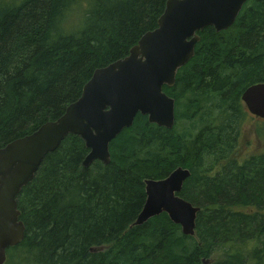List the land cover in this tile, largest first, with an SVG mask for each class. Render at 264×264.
Listing matches in <instances>:
<instances>
[{
	"label": "trees",
	"instance_id": "trees-1",
	"mask_svg": "<svg viewBox=\"0 0 264 264\" xmlns=\"http://www.w3.org/2000/svg\"><path fill=\"white\" fill-rule=\"evenodd\" d=\"M166 1L0 0V148L61 117L94 70L157 28ZM76 9L80 27L61 34L58 19ZM197 34L194 56L163 87L175 126L138 114L110 142L109 164L87 168L83 140L67 135L16 197L24 237L4 264H264V152L236 156L240 96L264 83V0H247L227 30ZM178 167L190 173L178 195L200 208L194 235L165 213L132 226L144 181Z\"/></svg>",
	"mask_w": 264,
	"mask_h": 264
},
{
	"label": "water",
	"instance_id": "water-1",
	"mask_svg": "<svg viewBox=\"0 0 264 264\" xmlns=\"http://www.w3.org/2000/svg\"><path fill=\"white\" fill-rule=\"evenodd\" d=\"M246 2L167 0L157 28L143 34L126 57L94 70L80 97L61 117L0 148V264L6 260V250L24 237L16 197L44 157L67 135H76L88 150L83 168L94 161L107 165L109 143L129 128L138 114L146 116L149 124L171 130L175 103L163 87H172L178 70L194 56L197 33L206 27L215 32L227 30ZM240 100L250 115L264 120V83L245 88ZM189 175L187 169L178 167L164 179H146L145 202L132 226L165 213L184 236H193L200 208L178 195Z\"/></svg>",
	"mask_w": 264,
	"mask_h": 264
},
{
	"label": "rangeland",
	"instance_id": "rangeland-1",
	"mask_svg": "<svg viewBox=\"0 0 264 264\" xmlns=\"http://www.w3.org/2000/svg\"><path fill=\"white\" fill-rule=\"evenodd\" d=\"M82 15L80 9L70 12L64 19V29L75 30L80 27L82 22ZM176 124V120L174 126ZM185 122H177V130L180 132L181 127L185 126ZM264 152V120L254 118L249 113L245 114L244 121L241 127V134L239 136V145L237 147V158L246 159L254 154H261Z\"/></svg>",
	"mask_w": 264,
	"mask_h": 264
},
{
	"label": "clouds",
	"instance_id": "clouds-1",
	"mask_svg": "<svg viewBox=\"0 0 264 264\" xmlns=\"http://www.w3.org/2000/svg\"><path fill=\"white\" fill-rule=\"evenodd\" d=\"M63 29H64L63 20L58 19V22H57V31H59L61 34H64Z\"/></svg>",
	"mask_w": 264,
	"mask_h": 264
},
{
	"label": "flooded vegetation",
	"instance_id": "flooded-vegetation-1",
	"mask_svg": "<svg viewBox=\"0 0 264 264\" xmlns=\"http://www.w3.org/2000/svg\"><path fill=\"white\" fill-rule=\"evenodd\" d=\"M225 31V30H224ZM110 144V143H109ZM252 156V155H251ZM250 157V156H249ZM6 253V252H5ZM6 261V260H5ZM5 263V262H4Z\"/></svg>",
	"mask_w": 264,
	"mask_h": 264
},
{
	"label": "bare ground",
	"instance_id": "bare-ground-1",
	"mask_svg": "<svg viewBox=\"0 0 264 264\" xmlns=\"http://www.w3.org/2000/svg\"><path fill=\"white\" fill-rule=\"evenodd\" d=\"M102 248V247H101Z\"/></svg>",
	"mask_w": 264,
	"mask_h": 264
}]
</instances>
